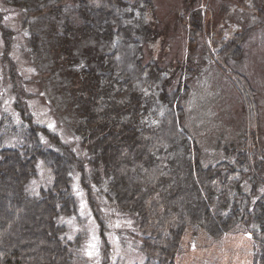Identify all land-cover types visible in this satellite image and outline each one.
I'll return each mask as SVG.
<instances>
[{"label": "trees", "instance_id": "trees-1", "mask_svg": "<svg viewBox=\"0 0 264 264\" xmlns=\"http://www.w3.org/2000/svg\"><path fill=\"white\" fill-rule=\"evenodd\" d=\"M3 1L22 13L26 50L33 59L41 58L40 35L26 24L45 8L42 16L48 20L67 9L79 18L80 34L105 40L111 48L83 71L70 116L62 117L76 147L37 122L26 83L12 64L13 97L4 102L6 75L0 74V264L80 263L86 233L71 236L68 223L77 215L74 176L87 194L106 252L110 230L105 209L117 206L140 233L135 236L145 255L141 264H175L188 224L216 238L243 226L257 242L253 264H264V181L259 175L264 162L257 148H249L253 135H244L235 161L201 165L199 148L181 126V81L170 89L165 71L141 60L140 37L150 34L140 28L149 3L51 0L30 9V0ZM190 25L200 30L195 21ZM0 30L8 56L13 34L2 19ZM242 40L243 34H236L220 43L219 60L229 64L239 59ZM239 77L248 84L236 73L237 82ZM39 162L52 178L34 189Z\"/></svg>", "mask_w": 264, "mask_h": 264}, {"label": "rangeland", "instance_id": "rangeland-1", "mask_svg": "<svg viewBox=\"0 0 264 264\" xmlns=\"http://www.w3.org/2000/svg\"><path fill=\"white\" fill-rule=\"evenodd\" d=\"M49 1L30 0L29 6L33 9L36 3L44 5ZM127 1L149 3L146 21L140 30L150 35L140 37L141 60L157 63L169 77L170 89H176L181 81L178 101L184 109L181 126L199 148L201 165L235 161L245 134L253 135L249 148L252 152L257 148L264 162V0ZM43 10L31 14V21L26 24L40 35L42 53L38 60L31 58L26 50L19 8L0 0V19L14 38L7 56L0 30V74L6 75L2 99L7 102L13 97L9 95L13 78L9 79L8 74L12 64L26 83L24 89L31 95L28 103L37 122L57 133L66 144L76 147L63 120L70 116L68 107L83 71L94 66L110 50L111 43L80 34L79 18L70 16L67 9L51 20L42 16ZM191 20L200 30L190 25ZM236 34H243L242 56L230 60L229 64L223 63V58L219 60L220 43ZM236 73L243 75L248 84L241 77L237 82ZM261 167L259 175L264 181V163ZM51 178L50 170L39 162L38 177L31 183L37 189ZM73 190L77 215L68 220L71 236L80 230L86 233L79 264H141L145 255L136 237L140 233L128 214L117 206L105 209L110 230L106 252L98 238L87 194L77 176H74ZM257 247L252 233L241 225L216 238L204 228L188 224L175 264H253Z\"/></svg>", "mask_w": 264, "mask_h": 264}, {"label": "snow or ice", "instance_id": "snow-or-ice-1", "mask_svg": "<svg viewBox=\"0 0 264 264\" xmlns=\"http://www.w3.org/2000/svg\"><path fill=\"white\" fill-rule=\"evenodd\" d=\"M50 127H51V125H50ZM82 207H83V205H82ZM89 247L92 248V247H95V246H94V245H90ZM88 254H89L90 256L92 255L91 252H89Z\"/></svg>", "mask_w": 264, "mask_h": 264}]
</instances>
